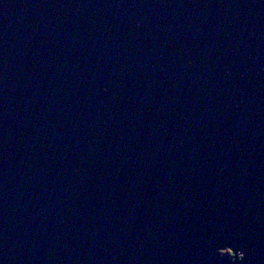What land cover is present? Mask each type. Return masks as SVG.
Instances as JSON below:
<instances>
[{"label": "water", "instance_id": "water-1", "mask_svg": "<svg viewBox=\"0 0 264 264\" xmlns=\"http://www.w3.org/2000/svg\"><path fill=\"white\" fill-rule=\"evenodd\" d=\"M0 264H264V0H0Z\"/></svg>", "mask_w": 264, "mask_h": 264}]
</instances>
